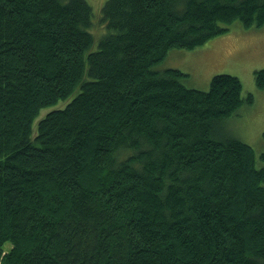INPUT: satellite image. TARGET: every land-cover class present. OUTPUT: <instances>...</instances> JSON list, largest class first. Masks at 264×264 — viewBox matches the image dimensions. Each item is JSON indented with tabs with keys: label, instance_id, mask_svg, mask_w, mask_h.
I'll list each match as a JSON object with an SVG mask.
<instances>
[{
	"label": "trees",
	"instance_id": "trees-1",
	"mask_svg": "<svg viewBox=\"0 0 264 264\" xmlns=\"http://www.w3.org/2000/svg\"><path fill=\"white\" fill-rule=\"evenodd\" d=\"M235 19L264 0H0V264H264L252 93L157 68Z\"/></svg>",
	"mask_w": 264,
	"mask_h": 264
},
{
	"label": "rangeland",
	"instance_id": "rangeland-1",
	"mask_svg": "<svg viewBox=\"0 0 264 264\" xmlns=\"http://www.w3.org/2000/svg\"><path fill=\"white\" fill-rule=\"evenodd\" d=\"M103 1L89 0L93 11L98 13ZM228 27L223 34L203 45L192 49L171 48L157 68H178L186 73L182 83L201 90L208 89L209 81L216 73L227 72L238 77L242 92H251L253 100L228 118L225 126L232 135L252 146L257 157L264 149V87L256 86L254 71L264 67V23L245 27L235 19ZM101 30L100 24H94V31Z\"/></svg>",
	"mask_w": 264,
	"mask_h": 264
}]
</instances>
